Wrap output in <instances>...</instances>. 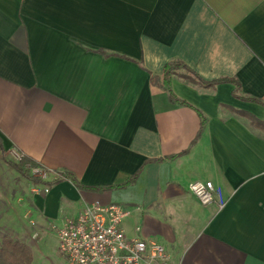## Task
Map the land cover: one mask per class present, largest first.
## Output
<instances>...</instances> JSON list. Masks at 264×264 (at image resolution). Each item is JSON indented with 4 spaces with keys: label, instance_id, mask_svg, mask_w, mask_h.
I'll use <instances>...</instances> for the list:
<instances>
[{
    "label": "crops",
    "instance_id": "0c3cea01",
    "mask_svg": "<svg viewBox=\"0 0 264 264\" xmlns=\"http://www.w3.org/2000/svg\"><path fill=\"white\" fill-rule=\"evenodd\" d=\"M172 61L236 83L176 74L173 105ZM0 143L7 168L17 153L83 187L31 195L39 233L97 202L170 264H264V0H0Z\"/></svg>",
    "mask_w": 264,
    "mask_h": 264
},
{
    "label": "built area",
    "instance_id": "2783aa9c",
    "mask_svg": "<svg viewBox=\"0 0 264 264\" xmlns=\"http://www.w3.org/2000/svg\"><path fill=\"white\" fill-rule=\"evenodd\" d=\"M12 155L15 162L22 157ZM31 173L45 181L56 176L41 166ZM188 190L203 207L215 206L221 211L227 204L222 190L212 182H194ZM128 214L117 205L103 206L96 202L84 206L76 217L64 219L56 230L59 253L68 264H170L162 246L125 236L121 225Z\"/></svg>",
    "mask_w": 264,
    "mask_h": 264
},
{
    "label": "rangeland",
    "instance_id": "374dc122",
    "mask_svg": "<svg viewBox=\"0 0 264 264\" xmlns=\"http://www.w3.org/2000/svg\"><path fill=\"white\" fill-rule=\"evenodd\" d=\"M7 160L15 162L16 159L10 154ZM44 190L42 186L20 179L0 157V240L7 236L28 245L32 254L31 264H68L58 251L54 226L51 225V230L42 234L32 219L31 195H46Z\"/></svg>",
    "mask_w": 264,
    "mask_h": 264
},
{
    "label": "trees",
    "instance_id": "16d2710c",
    "mask_svg": "<svg viewBox=\"0 0 264 264\" xmlns=\"http://www.w3.org/2000/svg\"><path fill=\"white\" fill-rule=\"evenodd\" d=\"M176 74H179V76L183 79L189 80L192 84L200 85V86H207V87H214L218 84L222 83H232L235 82L234 80H219V81H213V82H205L202 79H200L193 71H191L186 65L179 61H172L165 65L163 68L159 81L160 86L167 92L168 101L173 105L183 106L186 105L185 102L180 100L172 91L171 89V80L172 77ZM151 82L153 84H156L157 79L152 78ZM236 83V82H235ZM0 148H2L0 143ZM156 161H148L147 163H152ZM5 163L9 166L10 169H12L20 179L25 180L29 183H31L34 186H42L48 191L63 183V182H70L73 187L76 189H82L75 178L69 174V173H57L56 176L49 180L45 181L39 176H35L31 173L32 169L40 167L37 163L31 161L27 157L23 156L21 157L20 161L12 162L6 160ZM141 170V169H140ZM140 170L132 176L130 179H128L126 182H124L121 185L108 187V190L116 189V188H122L129 186L133 184L139 173ZM32 263V254L31 249L28 245H26L24 242H21L19 240H16L14 238H9L7 236H4L0 240V264H31Z\"/></svg>",
    "mask_w": 264,
    "mask_h": 264
}]
</instances>
